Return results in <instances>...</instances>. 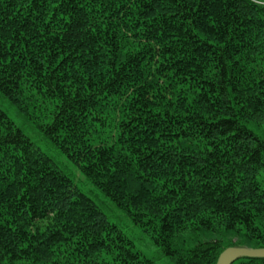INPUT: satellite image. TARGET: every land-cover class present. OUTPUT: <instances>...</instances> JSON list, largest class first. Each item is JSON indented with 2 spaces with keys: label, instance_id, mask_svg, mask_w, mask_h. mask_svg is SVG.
Returning <instances> with one entry per match:
<instances>
[{
  "label": "trees",
  "instance_id": "obj_1",
  "mask_svg": "<svg viewBox=\"0 0 264 264\" xmlns=\"http://www.w3.org/2000/svg\"><path fill=\"white\" fill-rule=\"evenodd\" d=\"M0 94L170 264L264 246V0H0ZM0 264H155L1 108Z\"/></svg>",
  "mask_w": 264,
  "mask_h": 264
},
{
  "label": "rangeland",
  "instance_id": "obj_2",
  "mask_svg": "<svg viewBox=\"0 0 264 264\" xmlns=\"http://www.w3.org/2000/svg\"><path fill=\"white\" fill-rule=\"evenodd\" d=\"M0 108L19 127L22 132L38 147L47 154L57 166L67 174L78 186V188L91 197L103 210L109 221L115 223L125 235L134 243V248L145 257L154 260L155 264H170L168 257L164 256L161 249L155 245L151 237L141 227L133 224L129 217L118 210L94 185L85 180L77 167L71 163L36 127L37 119L32 116L22 115L11 105L8 100L0 94ZM196 240L219 241L223 247H257L254 242L232 232L219 230L216 232H198Z\"/></svg>",
  "mask_w": 264,
  "mask_h": 264
},
{
  "label": "water",
  "instance_id": "obj_3",
  "mask_svg": "<svg viewBox=\"0 0 264 264\" xmlns=\"http://www.w3.org/2000/svg\"><path fill=\"white\" fill-rule=\"evenodd\" d=\"M240 257L264 258V246L248 247H225L217 257L215 264H232Z\"/></svg>",
  "mask_w": 264,
  "mask_h": 264
}]
</instances>
